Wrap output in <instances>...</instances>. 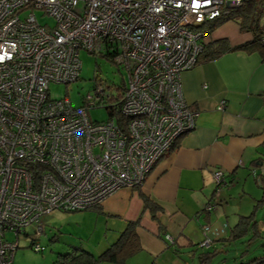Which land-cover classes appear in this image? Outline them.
Returning a JSON list of instances; mask_svg holds the SVG:
<instances>
[{
  "label": "built area",
  "instance_id": "built-area-1",
  "mask_svg": "<svg viewBox=\"0 0 264 264\" xmlns=\"http://www.w3.org/2000/svg\"><path fill=\"white\" fill-rule=\"evenodd\" d=\"M243 4L0 0V264L13 263L19 236L30 228V249L43 251L44 216L96 209L119 190L144 183L194 126L196 113L182 96L180 78L206 45L209 33L197 27ZM35 11L54 25H41ZM259 41L264 48V26ZM81 50L107 55L126 74L122 87L98 81L77 108L68 98L49 100L51 83L78 81ZM96 108L113 115L90 122L88 111ZM213 180L218 196L229 182L221 171Z\"/></svg>",
  "mask_w": 264,
  "mask_h": 264
},
{
  "label": "crops",
  "instance_id": "crops-1",
  "mask_svg": "<svg viewBox=\"0 0 264 264\" xmlns=\"http://www.w3.org/2000/svg\"><path fill=\"white\" fill-rule=\"evenodd\" d=\"M252 40V34L236 20L208 34L206 45L223 41L229 49L247 46L207 61L199 57L196 66L181 75L182 96L196 113L193 128L180 136L139 188L121 189L99 208L87 210L101 238L95 243L89 235L96 251L83 245L76 248L98 256L129 223L139 220L136 235L141 250L127 261L162 264L170 253L178 256L185 248H199L203 225L226 220L225 209L211 203L221 206L225 199L221 189L215 194V171L225 174L229 185L238 182V187L252 177L264 187V48ZM220 103L223 110H218ZM143 198L158 209L155 220L143 211ZM208 204L215 207L210 212L205 209ZM226 228L213 233L212 246L230 242ZM219 233L224 236L218 237Z\"/></svg>",
  "mask_w": 264,
  "mask_h": 264
},
{
  "label": "rangeland",
  "instance_id": "rangeland-1",
  "mask_svg": "<svg viewBox=\"0 0 264 264\" xmlns=\"http://www.w3.org/2000/svg\"><path fill=\"white\" fill-rule=\"evenodd\" d=\"M256 2V13L261 28L264 26L263 3L262 0H256ZM34 14L41 25H54V21L43 15L41 11H35ZM78 57L81 62L79 80L68 85L51 83L48 92L49 100L59 101L68 98L73 107L77 108L82 106L83 98L95 88L96 81L101 80L106 85L115 88L123 85L126 74L111 61L91 55L83 50L79 52ZM88 118L90 122H104L108 119V113L103 108H96L88 111ZM257 180L259 181V179L254 181L252 177H249L246 182L240 181L238 187H236V184H238L236 182L233 185L231 183L221 188L225 199L222 200L221 206H218L219 202H217L216 207L219 210L222 207L225 209L226 220L214 224L216 226L203 225L201 227V241L208 240L212 243L211 237L214 236V232H220L224 225L227 226L224 229L226 235L230 234L231 227L234 228L239 218L241 216L247 217L250 214H255V221L258 222V228L263 238L260 237L261 239L259 238L253 243L249 242L252 232L251 227L253 226L251 225L250 231L245 233V236L235 238L224 246H219L218 243L212 246L213 243L209 247L201 245L194 251H192V248H185L178 255L179 257L170 253L169 259H166L162 264H240L241 261H248L253 257L262 256L264 254V202H261V198H264V187L260 188ZM223 193L221 198H223ZM92 218L89 211L73 213L54 211L44 216L41 220L43 233L38 238L40 246L44 248L43 251L35 253L30 249L31 239L35 237V235H32L34 233L33 229L30 228L26 231L28 236L23 234L19 236V248L15 253L13 264H54L58 254L67 253L78 245L88 246L92 251H96V248L91 244L92 242H89V235H92V241L97 243L102 232L93 230ZM223 236L219 233L218 237L222 238ZM206 253L214 254L205 259ZM129 260L123 263L103 261L98 264H143L144 262L139 261V259L136 261ZM153 264L161 263L154 262Z\"/></svg>",
  "mask_w": 264,
  "mask_h": 264
},
{
  "label": "trees",
  "instance_id": "trees-1",
  "mask_svg": "<svg viewBox=\"0 0 264 264\" xmlns=\"http://www.w3.org/2000/svg\"><path fill=\"white\" fill-rule=\"evenodd\" d=\"M256 5H257L256 0H244V4L241 8L230 12V14L227 16H222L220 19L214 22L205 23L197 27V29L202 31L206 29L208 33H210L212 30H214L216 27L220 26L224 22H227L229 20H236L240 24L242 30H248L252 34L253 36L252 43L259 44V46H261L259 41L261 28L258 23ZM246 46L247 44L240 46L238 48L229 49V47H227L226 42L223 41L215 42L209 45H205L204 50L200 55L201 57L200 59L203 61H207L209 59L216 58L225 52L241 50L243 49V47ZM99 57L109 60L107 58V55L105 54ZM97 82L98 81H96V83ZM105 110L108 113V117L113 115L112 110H109L108 108ZM175 145L173 146V148L175 147ZM261 182L264 183V175L262 176ZM263 197H264V193H263ZM261 202H264V198H261ZM145 210L150 212L153 220L156 219V212L158 209L156 208L155 204L150 202L149 199L143 198V211ZM254 215L250 214L247 217L239 218L237 225L234 228H232V231L229 236V241L235 238H240L242 236H245L246 235L245 233L250 231L251 225L253 226L251 227L252 232L250 236L251 239L249 240V242L253 243L262 236V233L258 228V222L255 221ZM138 224H139V220H137L135 223H129L127 227L124 229V231L120 234L118 240L114 244H112L109 248H107L103 253L99 254L97 257L81 249L74 248L67 253L58 254L54 264H98L99 262H103V261L110 263L126 262L128 258L132 257L136 253H139V251L141 250L140 243L136 235V227L138 226ZM31 245L32 243H30L29 247H31ZM211 254L214 253L205 254L206 255L205 259H207V257H209ZM240 264H264V254L262 256L253 257L248 261H241Z\"/></svg>",
  "mask_w": 264,
  "mask_h": 264
}]
</instances>
